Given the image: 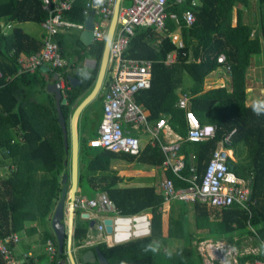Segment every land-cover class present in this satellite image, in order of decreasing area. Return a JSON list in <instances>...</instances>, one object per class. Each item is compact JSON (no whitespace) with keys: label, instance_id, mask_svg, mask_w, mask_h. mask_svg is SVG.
Wrapping results in <instances>:
<instances>
[{"label":"trees","instance_id":"obj_1","mask_svg":"<svg viewBox=\"0 0 264 264\" xmlns=\"http://www.w3.org/2000/svg\"><path fill=\"white\" fill-rule=\"evenodd\" d=\"M191 1L186 0L183 4L168 3L166 13L177 16L179 28L173 22H168L167 32L162 36L148 29H139L130 39L126 57L154 63L151 86L137 93L136 103L149 112V121L164 117L172 131L185 138L187 125L184 111L175 105L178 93H186L190 110L200 124H211L217 128L216 138L212 140L180 142L177 153L183 155L186 162L181 178L169 171H162L163 178L171 180L175 190L188 188L190 185L185 180L194 175L198 178V184H201L219 143L227 134L236 130L232 139L235 157L242 156L245 151L246 162L241 165L238 162L231 163V170L238 177L250 179L248 211L237 205L218 212L201 203L186 205L173 202L169 206L167 229L163 230L165 204L162 194H157L153 186L119 187L126 180L113 168L115 161H121L162 170L165 157L160 148L146 146L139 156H130L88 145V141L98 135L103 119L106 84L98 100L102 105V110L99 106L101 114L97 119L93 117L91 134L79 145L78 190L82 193L79 195L89 191L88 198H92L98 193H105L121 216H134L146 210H150L152 215L150 236L111 247L105 243L95 246L109 264H205L194 242L200 243L207 239L223 241L237 249L236 264H253L256 260H264V105L256 106L262 109L261 114L257 115L253 111L254 105L246 103L248 70L255 62L262 66L264 74V50L261 44L264 38V17L261 16L258 29L253 34L251 27L243 25L238 19L236 25L232 26L233 9L242 0H199L197 8H191ZM85 2L76 0L72 9L63 14V19L72 24H82ZM255 2L259 12L264 13V0ZM188 10L194 15V24L190 28L183 21V14ZM47 19L43 0H0V168L10 160L16 166L8 176H0V227L2 234L8 235L25 231V224L34 222L42 228L43 242L48 239L55 242L49 222L55 202L60 198L63 174L68 175L69 186L70 144L65 152L53 97L50 107L43 110V106L39 107L48 117L47 124H35L31 114L34 112L24 109V89L18 86V81L26 75L7 81V77L15 75L19 69L18 56L34 54L43 47L42 39L24 32L18 25H42ZM12 23H16V26L4 33L2 24ZM174 33L179 34L183 48L173 45L167 37ZM55 40L59 47L64 48L61 54L67 65L61 69H49V77L53 80L59 74L66 80L71 76L79 81L75 87L68 82L70 90L66 92V105L61 106L68 132V122L74 107L79 100L88 96L96 83L105 43L86 48L82 47L77 38L65 33L56 36ZM70 48H75V64L68 60ZM172 53L177 55L176 62L165 67L164 61ZM221 55L225 57L224 64L217 61ZM86 56L95 61V67L84 69L80 65ZM226 65L231 73H226L231 83L205 88V78L218 69L225 70ZM184 74L190 77V85L184 84ZM15 130H19V134ZM189 207L193 210V227L189 223ZM88 230V223L78 214L73 232L75 247L82 244ZM168 238L181 239L183 244L174 251L152 250L156 239L165 245ZM247 242L255 252H243ZM65 252L66 239L62 253L57 249V257L67 263ZM26 264L33 262L30 259ZM214 264L220 263L215 261Z\"/></svg>","mask_w":264,"mask_h":264},{"label":"built area","instance_id":"obj_2","mask_svg":"<svg viewBox=\"0 0 264 264\" xmlns=\"http://www.w3.org/2000/svg\"><path fill=\"white\" fill-rule=\"evenodd\" d=\"M76 0H43V10L48 14V19L41 25L44 31L43 47L31 55L21 54L17 58L18 71L15 75L7 77L11 81L22 75H33L40 68L47 67L50 70L63 68L67 61L61 54V49L55 37L69 30L81 33L84 29V21L93 14V44L105 43L109 26L113 17L116 0H86L82 16V24H72L63 19V14L72 9ZM186 0H123L118 16V23L115 37L112 42L109 63L107 69L106 96L103 101V119L98 129V135L88 141L92 148L104 149L112 153L139 156L144 147L158 146L164 154L162 171H169L173 175L181 178L180 174L185 170L186 162L184 156L178 154L181 141L204 142L216 138L217 128L214 125H201L197 117L190 110L189 96L186 93H178L175 107L184 111L187 125V134L183 138L172 131L164 117L156 121H149V112L142 105L136 103V95L141 90L151 86L152 69L154 63L144 59H133L126 57L130 39L139 29H148L158 35L167 32L166 24L173 22L179 28V20L176 15L167 14L168 3L183 4ZM124 2L128 3L124 5ZM199 0L191 1V8L199 6ZM183 21L187 28L194 24V15L188 10L183 14ZM107 23V31H103V24ZM167 37L171 43L179 49L183 48L178 33L169 34ZM13 51L10 53L12 54ZM9 54V55H10ZM177 55L172 53L164 61L165 67H170L176 62ZM218 63L224 64L225 57L221 55L217 59ZM225 71L229 73V66H225ZM62 97L65 99L66 92L70 90L67 80L57 74ZM2 78L0 72V79ZM236 130L227 134L214 151L211 160L207 165L205 175L201 184H198L196 175L188 181L189 187L175 190L171 180L163 178L159 184L160 194L164 204L180 202L186 205L201 203L209 209L223 211L233 205L248 211L247 205L250 202V179L238 177L231 170V163L236 164L237 158L232 146V139ZM146 136L147 140L142 141ZM14 144V143H13ZM10 167V168H9ZM9 171L16 169L12 164L8 166ZM1 175V173H0ZM74 213L87 215L83 219L89 221L96 219L93 230H89L85 240L78 249H88L101 243L107 246H114L126 243L132 239L148 237L151 235V219L145 214L134 216H121L113 203L105 193H98L95 197L77 195L72 204ZM106 213H113V217L106 216ZM104 219H110L112 232H105ZM120 235L118 240L116 236ZM20 242L18 233L8 235L2 234L0 227V259L2 264H21L14 255L12 245ZM209 248L210 252L217 257L225 258L233 254L236 264L238 251L231 248V252L226 249L224 243L212 241H202L199 243ZM45 252L49 264L59 263L57 257V243L51 239L46 240ZM199 249V248H198ZM200 251V250H199ZM250 252H255L251 250ZM245 252V253H250ZM202 256L204 254L200 251ZM241 254V253H240ZM225 255V256H223ZM214 261L210 256L206 264ZM215 262V261H214ZM213 262V264H214ZM221 264V263H220ZM253 264H264V260H256Z\"/></svg>","mask_w":264,"mask_h":264},{"label":"crops","instance_id":"obj_3","mask_svg":"<svg viewBox=\"0 0 264 264\" xmlns=\"http://www.w3.org/2000/svg\"><path fill=\"white\" fill-rule=\"evenodd\" d=\"M237 11L239 12V15H237ZM232 16H233L232 17V26L233 27L236 25V21L238 19L243 25L250 26L251 27V32L254 34L257 31V29H258L261 16L264 17V13H260L259 12V9H258V6H257L255 0H242V2L237 4L235 6V8L233 9V15ZM237 16H238V18H237ZM35 25L36 24L25 23V24L22 25L23 26V31L28 33V34H30L31 36H33V37H35L37 39H42L43 40L44 31L42 29V26L38 25V27H37ZM2 26L4 27L3 31L5 33V32H8V30L10 31V29L15 27L16 23L7 24V25L2 24ZM72 31H75V30H69V31L65 32V35L74 36L72 34ZM261 44H262V46H264V38L261 39ZM60 49H62V51H63L64 48L60 47ZM72 49L73 48H70L69 51L72 52ZM24 55H26V54L24 53ZM88 62L89 61L87 60V61H85L84 65H83L84 62L82 64H80V65L84 69H90L92 67L88 64ZM74 64H75V62H74ZM48 70H49V68L42 67L35 74L26 75V76H24V79L18 81L19 82L18 86L20 87V89H24V95L22 96V98H24V109L28 110L30 112L31 111L34 112V113L31 112V114H32V117H33V120H34L35 124H39V123L43 124V125L47 124L48 117L46 116V114L43 113V111L41 112V109L39 107L43 106L42 110L44 108L50 107L51 97H53V100L55 102L54 93L51 92V88H50L55 83V80L53 79L54 80L53 81L49 77ZM256 70H259V71H256ZM250 71H251V73H250ZM213 73H217V76L216 77H212L211 75H213ZM259 73H261V75L257 76ZM250 75H252V79H251ZM253 80H256V81H253ZM257 80H259V81H257ZM260 80H261V82H260ZM263 82H264V75H263V72H262V66L260 64H256L254 62L253 65L248 70V73H247V93H248L247 102L254 103V102H260L261 101L260 98H258L257 93H253V92L255 90H257L260 87L259 86L260 83L262 84ZM230 83H231V79L226 74V71L224 69H218V70L212 72L211 74H209L205 78L204 87L205 88H209V87H213V86L214 87L226 86V85H228ZM252 89H254L253 92L251 91ZM262 92L264 93V89L260 90V93H262ZM38 95H39V97H41V100H42L41 102H37V100H36V97H38ZM88 95H89V93H88ZM86 97H84L83 99L78 101V103L74 107V110ZM258 105H263V104L259 103V104H255L254 106H258ZM100 108L102 110V106H100ZM78 121H79V119H78ZM69 123H70V120H69ZM15 131L19 134V130H15ZM242 158L243 159L246 158L245 151L242 154ZM11 161L12 160H10L7 164L3 165V167H4V172L3 173H2V170L0 168V173H1L0 176H3V174H4V176H8L10 171L8 173V171L5 170V168H8V166L12 165ZM131 164L132 163H130V164L127 163L125 165L130 166ZM113 168L116 169L115 167H113ZM128 175H130V174H128ZM132 177H134V176L131 175L129 178L132 179ZM128 184H130V183H128ZM142 187H149V186L147 185V186H142ZM126 188H140V187L137 186V187H126ZM156 191H157V194H160L159 188ZM77 195H79V193ZM81 196H83V195H81ZM56 204H57V202H55V206H56ZM55 206H54V208H55ZM169 206H170V203L169 204H165L164 205V209L169 207ZM54 208H53V210H54ZM211 210H213V209H211ZM52 214H53V211H52ZM52 214H51V217H52ZM141 214H145V215L148 216V218L152 219V215H151V211L150 210L143 211V212H141ZM51 217H50V221H51ZM25 225H26L25 231H22V232H19V233L15 232V233H18L19 236H20V242L17 245H15L14 248H13L14 255H15L16 259L19 260L21 262V264L22 263L26 264L28 262V260H30V259L32 260L33 264H42L41 261L43 260L44 257H46L47 261L44 264H49L48 258H47V254L45 252V246H44L45 242H43V240H42V228L38 227L37 224H35L34 222H28ZM49 227H50V222H49ZM30 229H32V230H30ZM28 231H30V232H28ZM88 233H89V230H88ZM200 234H203V233H200ZM36 240H37L38 244L42 247V252L41 253L37 250V248L39 246L38 247H36V245L30 246L31 241L35 242ZM205 241L214 242L212 239H207ZM195 242H197V241H195ZM217 242H222V243L226 244L223 241H217ZM217 242H214V243H217ZM22 244H24V245L21 248ZM78 247L79 246L75 247L73 242H72V250L74 251V253H78V258L80 256V254H82V253H84L86 251H90V249L92 248L91 247V248H88V249L78 250ZM67 263H68V260H67Z\"/></svg>","mask_w":264,"mask_h":264},{"label":"water","instance_id":"obj_4","mask_svg":"<svg viewBox=\"0 0 264 264\" xmlns=\"http://www.w3.org/2000/svg\"><path fill=\"white\" fill-rule=\"evenodd\" d=\"M122 1L123 0H116L113 17L105 41V48L100 63L96 83L95 85H93V88L89 92V95L75 108L72 117L70 119L69 143L67 138L68 132L65 125V120L61 112V106L66 105V100L62 97L57 75L54 76L55 83L50 87L51 92L54 93L55 96L57 121L62 132L65 152L67 151L68 145L70 144L69 186L67 185L68 175L63 174L61 180V184L63 186H62L60 198L57 201V204L53 210L50 224H51V230L54 234L57 243V249L59 253H62L64 241L66 239V255L68 257L69 264H76L74 251L72 250L73 232H74V215H75L72 208V204L79 192L78 190L79 140L77 134L78 119L82 114V112L86 109V107L99 97L101 91L105 87V80L107 77V69L109 63V53L112 42L115 37V32L118 23V16ZM83 27H84L83 31L79 33L78 41L84 47H91L93 44L92 43L93 14H91L84 21ZM67 82H69V84L72 85L73 87L79 85L78 79L71 76L67 77ZM80 218L83 220L87 218V215L81 214ZM86 222L88 223L89 230H93V228H95L96 219H91ZM111 222L112 221L110 219L103 220V224L105 225V232L107 234H110L112 232ZM78 250H82V249H78ZM79 259H81L83 263H89V262L91 263L92 261H96L97 264H109L108 261L105 259V257L101 254L98 247H93L92 252L88 251L86 253L80 254ZM59 264H64V261H60Z\"/></svg>","mask_w":264,"mask_h":264},{"label":"rangeland","instance_id":"obj_5","mask_svg":"<svg viewBox=\"0 0 264 264\" xmlns=\"http://www.w3.org/2000/svg\"><path fill=\"white\" fill-rule=\"evenodd\" d=\"M19 26H20V28L23 29L22 24H19ZM35 26L38 27V25H35ZM107 27H108V24L104 23L103 26H102L103 31H107ZM72 34L74 35L75 38L78 39L79 33L77 31H72ZM82 47H84V46H82ZM74 49L75 48H73L71 54L68 57V60H69V62L71 64H73V62H75V60L77 58L76 52L74 51ZM262 50H264V46H262ZM80 51H81L80 53H82V50H80ZM87 60L89 61L88 64L92 68L95 67V61H93V59L91 57H88V56H86L84 58V61H83L84 63L82 62L83 65L85 64V61H87ZM256 71H259V70H256ZM250 73H251V71H250ZM260 75H261V73H259L257 76H260ZM211 76L212 77H216L217 73H213V75H211ZM250 76H251V79H252V75H250ZM183 79H184V84L185 85H190L192 83L190 77L187 74H184ZM253 81H256V80H253ZM257 81H259V80H257ZM260 82H261V80H260ZM263 83L262 84L260 83V85H259L260 87L258 86L259 88L257 90H255V91H254V89L251 90L252 92L254 91L253 93H257L258 98H260V100H261L260 102H254L255 104L262 103L264 105V93L263 92L260 93V90L264 89V84ZM101 95H102V93H101ZM101 95H100V97H101ZM100 97H98L95 101H93L90 105H88L86 107V109L82 112V114H81V116L79 118L78 125H77V134H78L79 145L82 143L83 140H87V138H89V136L91 134V127H92L93 117L96 116L95 119H97V116L99 114H101L100 110H99L100 101H98ZM36 100H37V102H41L42 101L41 97H39V95H38V97H36ZM254 103L247 102V104L249 106L255 105ZM72 114L70 116V119L72 117ZM68 132H69V135L67 136V138H69V141H70V123L69 122H68ZM146 140H147V137L144 136L142 138V141L145 142ZM236 158H237L238 165L244 164L245 161H246L240 155L238 157H236ZM7 162H9V161H7ZM125 164H127V163H124V162H121V161H115L113 163V167L116 168V171H118L119 175L122 176L126 180L119 187H121V188L137 187V186L138 187H142V186H147L148 185V186H153V187H155L156 190H158L159 184L161 183V181L163 179V176H164L163 172H162V170L160 168L150 167L148 165H144V164H140V163H136V162L132 163L130 166H127ZM9 168H5V170H7L8 173H9ZM1 170H2V173H3L4 172V167H1ZM128 174H130V175H128ZM131 175L134 176V177H132V179L129 181L128 179H129V177ZM3 176H4V174H3ZM128 183H130V184H128ZM78 193L82 194L80 191ZM83 195L87 196V197H90L89 191H86V193L83 194ZM189 211H190L189 212V223H190V226L193 227L194 219H193V210H192L191 207H189ZM78 213H79L78 211L75 212L74 222H75V220H77ZM169 214H170V210H169V207H167V208H165L163 210V220H162L163 221V230L167 229V225H168L167 217H168ZM105 215L109 216V217H113L114 216L113 213H106ZM35 224H37V223H35ZM49 228L51 229V224H50ZM181 244H183V240H181V239L168 238L165 245L162 242L157 241V239H156L155 242H154V248L156 249L155 251H174L177 247L181 246ZM194 244L197 245L199 250L204 254L203 257L205 259V262H204L205 264H206V261H208V259L210 258V256H213L214 259H216L214 261H217V257H215V255H213V253L210 252L209 248H207L206 246H202V245H200L197 242H195ZM23 245L24 244H22L21 248L23 247ZM32 245H36V247L39 246L37 248V250L40 253L42 252V247L38 244L37 240L35 242L31 241L30 246H32ZM225 247H226L227 250H229L231 252V248L230 247H228L227 245H225ZM251 248H252L251 244L249 242H247V245H245L244 248H243V252L244 253L246 251L250 252L252 250ZM236 251H237V249H236ZM74 255H75V261L77 262L78 253H74ZM223 256H225V255H223ZM234 257L235 256L233 254L228 255L225 258L219 257L220 258V263L221 264H233L234 263V261H233ZM67 260H68V257H67ZM46 261H47V259H46V257H44L43 260L41 261V263L44 264V263H46ZM214 261L211 260L210 263L213 264Z\"/></svg>","mask_w":264,"mask_h":264},{"label":"flooded vegetation","instance_id":"obj_6","mask_svg":"<svg viewBox=\"0 0 264 264\" xmlns=\"http://www.w3.org/2000/svg\"><path fill=\"white\" fill-rule=\"evenodd\" d=\"M90 251L92 252L93 250H90ZM86 252H88V251H86ZM86 252H84V253H86ZM58 264H59V263H58ZM64 264H68V263H65V262H64ZM76 264H97V262H96V261H92L91 263H90V262H89V263H83V262L81 261V259L78 258Z\"/></svg>","mask_w":264,"mask_h":264},{"label":"clouds","instance_id":"obj_7","mask_svg":"<svg viewBox=\"0 0 264 264\" xmlns=\"http://www.w3.org/2000/svg\"><path fill=\"white\" fill-rule=\"evenodd\" d=\"M253 111H254L257 115H259V114H261L262 109L259 108V107L254 106ZM152 250L155 251L156 249L153 248Z\"/></svg>","mask_w":264,"mask_h":264},{"label":"bare ground","instance_id":"obj_8","mask_svg":"<svg viewBox=\"0 0 264 264\" xmlns=\"http://www.w3.org/2000/svg\"><path fill=\"white\" fill-rule=\"evenodd\" d=\"M119 236H120V235H117V236H116V239H117V240H118Z\"/></svg>","mask_w":264,"mask_h":264}]
</instances>
